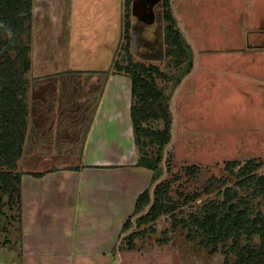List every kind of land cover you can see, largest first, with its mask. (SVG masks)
Listing matches in <instances>:
<instances>
[{
	"label": "crops",
	"instance_id": "1",
	"mask_svg": "<svg viewBox=\"0 0 264 264\" xmlns=\"http://www.w3.org/2000/svg\"><path fill=\"white\" fill-rule=\"evenodd\" d=\"M122 31L123 0H33L17 242L0 264H138L119 236L151 171L137 165L131 79L113 73Z\"/></svg>",
	"mask_w": 264,
	"mask_h": 264
},
{
	"label": "rangeland",
	"instance_id": "2",
	"mask_svg": "<svg viewBox=\"0 0 264 264\" xmlns=\"http://www.w3.org/2000/svg\"><path fill=\"white\" fill-rule=\"evenodd\" d=\"M160 2L134 0L129 19L132 59L173 74L177 71L174 59L166 55L159 33V26L166 25ZM171 11L191 47L193 66L171 93L172 137L163 152L158 181L169 183L171 196L179 204L183 200L179 193L196 195L177 211L188 214L218 197L223 190L220 183L229 178L226 162L264 160V50H242L264 41V9L262 0H173ZM257 29L260 32L249 35L248 41L247 33ZM117 60L126 65L122 48ZM157 82L161 87L165 84L160 78ZM170 88L168 84L166 92ZM147 151L151 156L157 153L153 146ZM28 162L24 169L53 167ZM0 197V246L6 242L13 248L17 238L9 232L19 224L17 193L0 191ZM131 230L122 237L123 247ZM148 230L135 241L138 264H233L236 259L232 252L226 257L222 251L211 253L181 225L173 229L170 215L161 216ZM165 230L168 241L162 244Z\"/></svg>",
	"mask_w": 264,
	"mask_h": 264
},
{
	"label": "trees",
	"instance_id": "3",
	"mask_svg": "<svg viewBox=\"0 0 264 264\" xmlns=\"http://www.w3.org/2000/svg\"><path fill=\"white\" fill-rule=\"evenodd\" d=\"M123 0V35L121 48L126 65L118 60L113 63V73L131 79L132 122L137 165L151 171L149 187L141 192L132 214L124 222L119 240L130 229L126 249L131 250L137 239L148 234V227L163 215H170L171 227L181 225L188 235L200 238V243L211 253L222 251L226 257L233 253V264H264V160H236L225 163L229 178L218 197L204 202L185 214L177 213L183 205L196 197L178 194L179 204L171 196L170 185L159 182L163 173V152L171 140L173 114L171 93L192 69L191 47L176 25L170 0H161L166 55L174 59L177 71L162 72L154 65L135 62L129 53L130 5ZM33 0H0V191L17 193L20 203V176L17 162L23 153L27 130V84L31 68V18ZM158 78L165 83L158 85ZM170 84L169 92H166ZM154 124L159 126L153 127ZM155 147V156L147 147ZM36 177L43 173H34ZM154 187L152 188V186ZM1 202V197H0ZM145 227V228H144ZM152 231V230H150ZM168 231H164L162 244Z\"/></svg>",
	"mask_w": 264,
	"mask_h": 264
}]
</instances>
